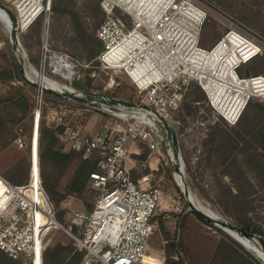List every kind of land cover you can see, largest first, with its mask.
I'll use <instances>...</instances> for the list:
<instances>
[{"label": "built area", "instance_id": "2783aa9c", "mask_svg": "<svg viewBox=\"0 0 264 264\" xmlns=\"http://www.w3.org/2000/svg\"><path fill=\"white\" fill-rule=\"evenodd\" d=\"M4 1L12 3L10 9L17 15L18 35L49 10L52 2ZM102 7L105 17L97 36L103 49L96 60L104 70L125 74L138 91V99L130 103L105 99L114 121L95 135L81 128L64 133L69 147L88 157L89 166L83 168L98 191L91 211L73 214L79 231L72 234L82 252L78 264H168L167 256L153 251L149 243L161 191L133 178L127 166L128 146L143 140L153 151L163 142L175 148L174 139L169 140L174 137L171 124L176 123L192 83L205 91L210 106L229 124L240 119L252 100L264 102V73L240 71L264 54V37L240 21H230L214 45L202 46L204 26L212 14L203 0H102ZM41 57L43 66L48 64L70 81L72 90L63 91L90 97L95 103L92 94L73 85L84 78L86 64L65 52L51 51L47 42ZM37 81L44 83L41 77ZM38 88L37 93L44 96L46 92ZM43 105L35 104L29 138L20 128L15 139L20 148L30 151L27 180L14 183L0 174V250L23 264H44L50 233L60 225L42 176Z\"/></svg>", "mask_w": 264, "mask_h": 264}, {"label": "rangeland", "instance_id": "374dc122", "mask_svg": "<svg viewBox=\"0 0 264 264\" xmlns=\"http://www.w3.org/2000/svg\"><path fill=\"white\" fill-rule=\"evenodd\" d=\"M56 1L68 6L69 12L79 14L82 29L78 28L72 13L53 9ZM203 2L211 8L212 14L204 26L202 46L210 48L214 45L226 31L230 21H240L264 37V0H203ZM0 4L9 8L12 6V3H6L4 0H0ZM98 4L99 10L96 8ZM104 17L102 0H52L49 10L41 14L19 35L17 33V40L20 42L18 49L12 43L8 14L0 12V67H10L9 58L13 50L21 67L24 68L23 77L30 83L33 84L32 80L38 79L36 69L43 68L46 76L71 85L68 79L54 73L48 64L42 65V45L47 42L51 51L65 52L86 64L82 67L84 81L74 82L73 85L84 94H92L96 100L95 103H91L90 97H86L90 99L87 102L44 93V126L56 130L58 142L54 146L46 145L40 150L42 176L60 222V225L53 228L50 233L51 241L46 251L61 250L57 261L54 260L56 257L50 256L46 258V264L80 262L82 252L76 248L72 234V232L78 234L79 231L73 223V214L75 211H91L98 198V191L89 183L83 168L88 157L82 151L71 149L64 133L67 130L81 128L85 134L95 135L114 121L105 99H117L125 103L138 99V91L130 79L122 72L102 69L96 62V56H90L84 42V31L98 38L97 30ZM99 51L100 49L97 52ZM256 58V69L248 65L244 68V74H254L257 70L260 71L257 74L264 73V54ZM26 80L0 79V97H16L19 102H25L28 106V111L24 114L20 104L9 103L6 110L0 114V174L14 183L25 182L28 178L30 151L29 148H20L15 139L19 136L20 128L29 138L36 104L35 97L40 91L38 86L34 88L29 86ZM195 87L196 84L190 86V94L184 101L182 110L175 116L176 123L171 124L174 137L169 140L174 139L175 148H170L163 142L158 150L153 151L143 140L128 146L127 166L133 178L143 182L144 186H156L161 191L155 216L156 227L149 239L151 249L164 253L168 258L166 249L168 242L180 237L182 249L190 264H211L217 253L220 255L217 261H220L225 252L222 244L233 249L234 254L238 255H234L235 258H239L240 253L249 264H264V257L255 248L244 245L213 222H206L200 218L184 193L186 183L191 199L199 207L233 224L237 221V207L230 189L237 191V184L244 182V179L237 169L238 165L235 166L233 162L226 164L224 161V155L227 156L230 152L229 146L217 142V135L226 133L233 125L215 112L202 88L204 97L196 98ZM254 119L260 122L262 116L256 114ZM242 147L241 143L239 150L232 154H239L240 166L256 183V194L253 196L255 208L253 207L250 215L257 225L264 226V182H261L260 176L248 169L245 155L241 151ZM91 158L94 160V156ZM262 161L264 163L263 159ZM176 164L180 165L181 172L176 169ZM87 166L89 164H86ZM143 172L147 174L141 177ZM179 173L183 175L184 181ZM2 191L3 186L0 184V195ZM231 232L234 235V232ZM256 242L257 246H263L264 236L262 241L256 238ZM5 258L9 259V256L0 251V264ZM167 263L170 264L168 259ZM234 264H238V260Z\"/></svg>", "mask_w": 264, "mask_h": 264}, {"label": "trees", "instance_id": "16d2710c", "mask_svg": "<svg viewBox=\"0 0 264 264\" xmlns=\"http://www.w3.org/2000/svg\"><path fill=\"white\" fill-rule=\"evenodd\" d=\"M96 8L98 10L100 9L99 4L96 6ZM53 9L62 12L72 13L73 19L77 23L78 28L81 29L83 28L79 18V14L77 12H69L68 6H63L62 4H59L56 1ZM83 34H85L84 42L89 49L90 56L97 57L98 55L97 51L99 49L100 50L103 49L102 41L99 38L87 34L86 31H84ZM9 60H10V67L7 68L0 67V79L12 80L14 78H19L26 80L22 75V67L19 61L17 60V57L13 50H11ZM256 60L257 58H253L250 61H248L246 64H244L241 67L240 71L243 73L244 68L247 67L248 65L255 68L257 65ZM96 62L99 63L98 60H96ZM257 73H260V71L257 70L255 71L254 74ZM83 81L84 79L78 82H83ZM26 82L27 84H29V86L33 88L35 87L34 83L33 84L30 83L28 80H26ZM192 84L195 85V83ZM192 84H190V86ZM190 86L184 96L183 104L190 94L191 91ZM203 92L204 91L201 89V87L196 84L195 87V93L197 94L196 98H201L202 96L204 97ZM46 94L49 93L46 92ZM22 96L24 95L22 94ZM9 103L17 104V105L20 104L22 106L21 109H23L24 114H26L28 111L27 103L19 102V99L16 97L2 96L0 97V114L6 110V108L9 106ZM192 105L193 104H191L190 106ZM252 111L255 112V114H253ZM256 114L262 116V120L260 122L254 121ZM231 125H233L232 129L226 131V133L224 134L217 135L218 136L217 142L221 145L229 146L230 152L227 153V156L224 155V161L226 164L233 162V164L235 163V166L238 165L237 169L241 173L242 175L241 177L244 179V182L237 184L236 186L237 191H233V189H230V193L233 197V200L235 201V205L237 207V212H238V219L235 222V224L243 228L247 232L258 234L259 237L262 238L264 236V226L262 224L257 225L253 217L250 215V212H253L255 208L254 207L255 202L253 196L256 194V188H257L256 183H254L252 179L249 178L250 176L247 174L246 170H243L242 167L240 166L239 154L238 153L232 154V153L236 150L238 151L239 145H241L242 143L243 147L241 151L243 155H245V160H246L245 164L252 173L260 176L261 182H264V163L262 161V159L264 160V103L258 100H252L248 104L247 108L244 110L240 119L235 124H231ZM57 142H58V136L56 130L44 126V121H43L40 132V139H39L40 150L46 145L54 146L56 145ZM258 156L262 158L259 159ZM28 161L30 162L29 155H28ZM155 216L153 217L154 221H155ZM200 218H202L204 221L207 222V220L204 219L203 217ZM179 225H181V222H179ZM182 246H183L182 238L180 237L177 240L168 242L166 249L168 255L167 259L170 262V264H190V262L187 260L184 250L182 249ZM222 247L224 248L225 252L221 260L217 261V259L220 257L219 253H217L214 258V261L211 264H234L235 262L237 263V260H238V264H249V262L246 261L245 257H243L242 254L240 253H238L239 258H235V256L238 255H235L233 249L228 245L222 244ZM46 250L44 252V264H46L47 257L50 256L51 258L56 257L54 258V260L56 261L59 259V254L61 250L56 249L55 252H47ZM220 250L222 251L223 249ZM0 251L4 252L2 250ZM174 255H177L178 258L176 259ZM241 257L243 259H241ZM2 264H23V263L9 256V259L5 258Z\"/></svg>", "mask_w": 264, "mask_h": 264}, {"label": "water", "instance_id": "95a60500", "mask_svg": "<svg viewBox=\"0 0 264 264\" xmlns=\"http://www.w3.org/2000/svg\"><path fill=\"white\" fill-rule=\"evenodd\" d=\"M0 7L4 8L8 13H9V16L10 18L12 19V28H11V37H12V43L14 44V47H18V43H17V28H16V22H17V18H16V15L15 13L9 8V7H6L4 5H1L0 4ZM22 71H24V68H22ZM26 76V75H24ZM35 86H38V87H42V89L47 92V93H51L57 97H60V98H69V99H73V100H80V101H89L90 99L86 98V97H78L76 95H74L73 93L69 92V91H59V90H56L54 88H51L49 86H47L46 84H44L43 82L41 81H32ZM120 102L122 103H125V101H121ZM176 169L177 170H181L180 167L178 166V164H176ZM186 190H184V193L186 194V197L188 199V201L190 202L191 204V207L192 209L201 217H203L204 219H206L207 221L209 222H213L215 225L223 228L224 230H226L229 234H231L234 238H236L238 241L242 242L241 239L237 238L236 236H234L231 232V230L233 231H236L238 233H240L242 236L248 238L249 240H252L254 242H256V238H260L258 235L254 234V233H251V232H247L245 231L243 228L233 224L232 222L230 221H227L221 217H214L212 216L211 214H209L208 212L204 211L201 207H199L197 204L194 203L193 199H191L190 195V191H189V188L187 187L186 185ZM231 229V230H230ZM261 241H262V238H260ZM244 245H246V243L242 242ZM258 243V242H256ZM259 245V243H258ZM247 246V245H246ZM260 249L263 250V253H264V245L263 246H258Z\"/></svg>", "mask_w": 264, "mask_h": 264}, {"label": "bare ground", "instance_id": "6f19581e", "mask_svg": "<svg viewBox=\"0 0 264 264\" xmlns=\"http://www.w3.org/2000/svg\"><path fill=\"white\" fill-rule=\"evenodd\" d=\"M0 12L3 14V13H7L8 14V17H9V19H10V25H11V28H12V24H13V22H12V19L10 18V16H9V13L4 9V8H2V7H0ZM23 12H25L24 10H23ZM26 21V20H25ZM39 70V71H38ZM36 74L38 75V79L37 80H39V78L41 77V79L44 81V83L47 85V86H49V87H51V88H54V89H56V90H59V91H63V90H72V87L70 86V85H68V84H65V83H62V82H60V81H58V80H56V79H53V78H50V77H48V76H46V73L43 71V69H36ZM36 76V75H35ZM37 80H35V81H37ZM42 104H44V96L41 94V93H37L36 94V105L38 106V107H40V106H42ZM171 155H173V152H171ZM175 156V155H174ZM175 158H177L176 156H175ZM180 166V165H179ZM178 172H181V170L180 171H178ZM181 176H182V178L181 179H183L182 181H184V177H183V175L181 174V173H179ZM180 175H177V177H180ZM182 188V187H181ZM183 189V188H182ZM187 188H186V183H185V185H184V189L183 190H186ZM190 197H191V195H190ZM195 203V202H194ZM196 204V203H195ZM204 210V209H203ZM205 211V210H204ZM207 212V211H206ZM209 213V212H208ZM210 214V213H209ZM213 216V215H212ZM214 217H216V216H214ZM231 230V229H230ZM231 231H233V230H231ZM234 232V235L237 237V238H239V239H241L242 240V242H244V243H246V245L248 246H252L253 248H255L258 252H259V254L262 256V257H264V253H263V250L262 249H260L256 244H255V242L254 241H252V240H249L248 238H246V237H244V236H242L240 233H238V232H236V231H233ZM241 242V243H242Z\"/></svg>", "mask_w": 264, "mask_h": 264}, {"label": "crops", "instance_id": "0c3cea01", "mask_svg": "<svg viewBox=\"0 0 264 264\" xmlns=\"http://www.w3.org/2000/svg\"><path fill=\"white\" fill-rule=\"evenodd\" d=\"M146 174H147V172H143L140 176L142 177V176H145Z\"/></svg>", "mask_w": 264, "mask_h": 264}]
</instances>
